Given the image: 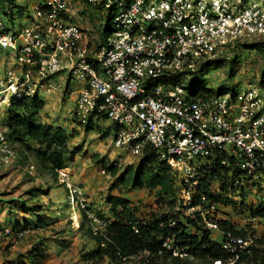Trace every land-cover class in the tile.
Listing matches in <instances>:
<instances>
[{"label": "built area", "instance_id": "built-area-1", "mask_svg": "<svg viewBox=\"0 0 264 264\" xmlns=\"http://www.w3.org/2000/svg\"><path fill=\"white\" fill-rule=\"evenodd\" d=\"M29 1L35 12L27 24L13 29L0 19V47L16 54L0 76V108L10 105L12 95L50 94L58 88L49 77L67 70L80 84L71 110L77 124L95 126L106 119L113 146L137 159L146 146L155 150L173 173L181 219L195 221L191 231H208L227 256L204 263L176 235H167L151 255L154 264H237L264 242V213L249 209L262 197L257 188L264 187V84L222 94L192 93L183 85L187 75L225 58L231 47L264 42V0H106L104 9H116L104 40L71 20V0ZM84 1L94 6L101 0ZM216 155L223 156L229 176L240 172L230 179L234 191H225L235 205L203 191L201 171ZM57 173L71 201L85 208L87 200L72 187L68 169ZM208 191L217 194L220 185ZM87 217L92 234L106 237L108 220L91 211ZM25 233L3 228L6 236ZM148 254L121 256L120 264H151Z\"/></svg>", "mask_w": 264, "mask_h": 264}, {"label": "rangeland", "instance_id": "rangeland-1", "mask_svg": "<svg viewBox=\"0 0 264 264\" xmlns=\"http://www.w3.org/2000/svg\"><path fill=\"white\" fill-rule=\"evenodd\" d=\"M15 1V5L0 6L1 19L11 22V12L16 18L10 23L9 28L13 29L19 28L20 24H27L29 17L35 12L33 3L29 0ZM19 6L23 8L20 9ZM69 7L73 16L71 20L100 38L99 29L105 23V9L91 6L84 0H71ZM110 28L109 24L108 30ZM224 56L223 62L214 61L205 65L198 78L196 74L187 75L183 80L185 88L190 90L191 87L201 86L217 91L220 87H225V93H231L261 84L264 50L249 49L237 44ZM14 57V52L0 47V76L4 75L7 67L13 66ZM68 76L69 72L64 70L49 77L50 84L58 89L50 94L41 90L39 96L45 100L47 109L41 110L39 116L43 122L62 125L69 132V148L81 147L74 160L68 163L70 182L87 198L91 209L107 216L109 211L105 198L115 194L117 189H111L114 178L102 172L104 165L115 160L123 167L135 164L139 159L113 147V136L106 128L109 121L102 120L89 130L71 122L69 114L73 107V92L80 84L74 74L67 84ZM5 110V107L0 108V135L4 134ZM253 190L250 196H253ZM68 195L59 179L39 168L33 157L21 156L17 145L0 140V264H21L28 251L37 247L48 256L40 264H96L83 259L84 252L94 244L86 233L90 221L83 216L81 208L69 200ZM125 196L145 207L144 214L151 210L148 206L155 200V194L145 188L129 190ZM19 200H24L26 209L20 205ZM224 209L236 214L230 206ZM31 212L39 213L41 217L37 223L29 225L25 220L27 221V217H34ZM10 217L24 218L23 225L9 227L15 230L23 228L26 231L24 237L3 234V228L8 227L6 221ZM76 220L79 226L83 224V228L76 227ZM38 221L46 223L43 227H38ZM101 264L108 263L105 261Z\"/></svg>", "mask_w": 264, "mask_h": 264}, {"label": "trees", "instance_id": "trees-1", "mask_svg": "<svg viewBox=\"0 0 264 264\" xmlns=\"http://www.w3.org/2000/svg\"><path fill=\"white\" fill-rule=\"evenodd\" d=\"M0 6L15 5V0H0ZM106 0H101L94 5L96 8H104ZM20 9L23 6H19ZM116 7L111 5L105 9V23L99 29V36L104 40L107 36L108 25L115 13ZM249 49L264 50V42L256 41L251 43H239ZM225 58H216L209 60L205 65L211 62H223ZM204 64L199 66L194 73L198 78L203 72ZM232 69L230 70V72ZM182 74H178L176 79H181ZM261 84H264V66L261 71ZM207 90L212 94H222L226 92L225 87H220L217 91L210 88L197 86L191 87L192 93H201ZM45 102L37 95L34 96H12L10 105L6 108V114L3 119L4 139L11 144L17 145L21 156H31L35 159L39 168L49 172L51 176L57 179V169L68 167V163L74 160L75 155L81 147L69 148V132L62 125L53 126L50 123L43 122L40 119L39 112L44 108ZM94 126L87 125L85 129L89 130ZM217 156V155H216ZM215 156V157H216ZM222 155L213 158L210 167L201 171V181L203 191L210 194L216 201L223 204L235 205L233 199L225 196V191H234L229 189L230 179L234 180L240 174L239 170H233L231 176L228 175V168L220 163ZM105 173L114 178L111 189H117L115 194L108 195L105 198L109 215L106 217L108 224L104 237L103 235H93L90 227L86 233L94 241L93 247L84 252L83 259L88 262L101 264L107 261L108 264H120L121 256H131L144 251L148 252L150 263L154 264L152 254H156L161 247V240L167 235H176L177 239L183 244L189 245L195 254L202 257L207 263L211 259H225L227 253L221 248L220 244L211 240L208 231L199 232L198 229L191 231L190 227H197L194 220L187 217L182 220L180 212L175 209L177 206L176 190L173 173L170 167L163 160L157 157L153 148L146 146L143 155L135 164L118 166L116 161H111L104 165ZM212 184H219L221 191L212 194L208 191ZM148 189L155 194V200L148 206L151 210L144 214L145 207L134 203L125 196L129 190ZM262 197L257 198V202L249 204L251 214L264 213V187L257 188ZM242 199L245 198L244 192H241ZM83 216L87 218L82 208ZM99 217H104L101 212H97ZM175 224L170 226L169 223ZM223 225L232 228L229 222H223ZM83 228V224L79 226ZM137 229L138 232H135ZM240 233V231H238ZM101 243H104L101 245ZM264 242L250 252L243 255L237 264H264ZM151 256V257H150ZM27 262L22 264H40L46 258V254L39 249L28 251Z\"/></svg>", "mask_w": 264, "mask_h": 264}, {"label": "clouds", "instance_id": "clouds-1", "mask_svg": "<svg viewBox=\"0 0 264 264\" xmlns=\"http://www.w3.org/2000/svg\"><path fill=\"white\" fill-rule=\"evenodd\" d=\"M11 15H12V12H11ZM14 17V16H13ZM12 18V17H11ZM1 19V18H0ZM14 19H16L15 17L14 18H12L11 19V22L10 21H5L6 23H8V24H10V23H12V22H14L13 20ZM3 20V19H2ZM4 21V20H3ZM70 77L71 76H68V79H67V84H68V82H69V80H70ZM65 92H66V89H65ZM71 92V91H70ZM69 92V93H70ZM75 92L76 91H74L73 92V97H72V99H73V103H74V96H75ZM67 93H68V91H67ZM12 96H15V95H12ZM12 96H10V99H11V97ZM37 96L38 97H40L39 96V94H37ZM43 99V98H42ZM44 100V99H43ZM44 102H45V100H44ZM5 108H7V107H5ZM73 108V107H72ZM72 110V109H71ZM71 110H70V120H71V122L73 123V124H75L76 126H78V127H86V126H82V125H79V124H77L74 120H73V118H72V116H71ZM6 111V110H5ZM104 121H106L107 122V120L106 119H103ZM111 124H109L108 126H106V128H107V130L109 131V126H110ZM4 128V127H3ZM5 129V128H4ZM3 131H5V130H3ZM110 133V132H109ZM111 134V133H110ZM112 135V134H111ZM113 136V135H112ZM0 140L1 141H3V142H7L5 139H4V134L3 135H0ZM113 141V140H112ZM114 147V146H113ZM115 148V147H114ZM116 149H118V148H116ZM124 153V152H123ZM141 158V157H140ZM139 158V159H140ZM113 161H115V160H113ZM116 163H117V165L118 166H120V163L119 162H117L116 161ZM63 168H67L68 169V167H63ZM63 168H60V169H63ZM58 170V169H57ZM69 171V170H68ZM104 171V173H105V169L103 170ZM57 179H59L58 178V173H57ZM60 181V180H59ZM69 181H70V177H69ZM60 183H62V182H60ZM71 183V182H70ZM65 187H66V189H67V191H68V198H69V200L71 201V199H70V196H71V193H70V188L69 187H67L64 183H62ZM72 185V184H71ZM72 187H74L73 185H72ZM75 188V187H74ZM81 193V195L80 196H82L83 197V195H82V192H80ZM83 198H85V197H83ZM86 200H87V198H85ZM72 202V201H71ZM72 203H76L80 208H81V210H82V207L78 204V202H77V200L75 201V202H72ZM84 209V211H85V214H86V216H87V211H91V212H93L96 216H98L97 215V211H95L94 209H91L90 207H89V205L87 204V206L85 207V208H83ZM102 214H103V216L106 218L107 216L103 213V212H101ZM86 219H88V217L86 218ZM89 220V219H88ZM76 222L78 223V221L76 220ZM79 226V225H78Z\"/></svg>", "mask_w": 264, "mask_h": 264}, {"label": "crops", "instance_id": "crops-1", "mask_svg": "<svg viewBox=\"0 0 264 264\" xmlns=\"http://www.w3.org/2000/svg\"><path fill=\"white\" fill-rule=\"evenodd\" d=\"M73 100V99H72ZM47 108H46V103H45V105H44V108L42 109V110H46ZM56 119V118H55ZM50 124H52L53 126H55L56 124L53 122V123H51L50 122ZM65 126H67V125H65ZM3 130H5L4 128H3ZM19 202H20V205H22L25 209H26V203L24 202V200H19ZM27 212H30V211H28V210H26ZM4 212V211H3ZM10 212L11 213H14L12 210H10ZM32 213V212H31ZM33 215H34V217L33 216H31V217H27V221L25 220V222L26 223H28L29 225L30 224H32V223H37L36 221L37 220H39V218L41 217V214H39V213H32ZM23 221H24V218H13V217H10V218H8L7 219V226L8 227H17V226H19V225H23ZM38 222H40V223H38V227H43L44 226V224L46 223L45 221H38ZM5 228V227H4ZM31 242H33V241H31ZM26 245H28V244H26ZM37 249H39L40 251H41V249H40V247H37ZM27 255V254H26ZM26 255H25V257L23 258V262L25 263V262H27V258H26ZM48 256H47V254H46V258H47ZM43 260H45V259H43ZM21 264H22V262H21Z\"/></svg>", "mask_w": 264, "mask_h": 264}]
</instances>
